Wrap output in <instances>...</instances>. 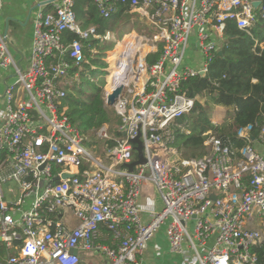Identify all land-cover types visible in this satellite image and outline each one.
<instances>
[{
  "label": "built area",
  "instance_id": "obj_1",
  "mask_svg": "<svg viewBox=\"0 0 264 264\" xmlns=\"http://www.w3.org/2000/svg\"><path fill=\"white\" fill-rule=\"evenodd\" d=\"M75 2L36 11L26 69L0 32V70L16 75L0 125V264H143L163 226L170 251L194 264H261L253 248L264 243V124L254 140L253 125L238 130L241 148L208 133L210 153L188 158L170 125L193 110L183 83L208 74L228 23L251 34L264 22V0H93L105 17L129 7L150 32L125 31L103 58L105 103L123 90L113 106L122 136L104 160L59 113L70 70L89 62L84 41L113 36L84 28ZM66 31L78 37L68 42ZM98 136L108 138V126ZM138 136L147 162L130 171ZM148 187L159 207L141 205Z\"/></svg>",
  "mask_w": 264,
  "mask_h": 264
},
{
  "label": "trees",
  "instance_id": "obj_2",
  "mask_svg": "<svg viewBox=\"0 0 264 264\" xmlns=\"http://www.w3.org/2000/svg\"><path fill=\"white\" fill-rule=\"evenodd\" d=\"M128 9L121 6L119 11L105 17L100 14L93 0L75 2L77 19L84 28L94 25L98 34L104 36L111 32L113 36L109 40L84 41L89 62L74 65L70 70L68 83L64 86L66 95L62 98L59 113L67 116L87 136L86 146L89 149L95 150L94 147L103 142L105 153L116 145V138L122 136L118 130L120 117L104 100L105 52L115 46L128 24L133 29L142 27L150 33L145 22L137 14L127 12ZM226 36L223 54L215 55L208 74L205 77H189L182 86L184 93L196 99L195 105L190 113L171 123L170 131L174 136V147L188 157H202L210 153V148L205 145L208 133L235 148H241L246 141L238 137V130L251 124L254 127L253 134L258 136L264 124V22L250 34L230 21ZM64 37L69 42L78 36L66 31ZM92 49L97 52H92ZM160 54L149 55L148 62H156ZM212 105L227 109V116L220 125L213 123ZM103 126H108V138L98 136ZM253 250L258 254L260 263L264 264V243Z\"/></svg>",
  "mask_w": 264,
  "mask_h": 264
},
{
  "label": "crops",
  "instance_id": "obj_3",
  "mask_svg": "<svg viewBox=\"0 0 264 264\" xmlns=\"http://www.w3.org/2000/svg\"><path fill=\"white\" fill-rule=\"evenodd\" d=\"M52 1L55 0H4L0 9V32L6 34L12 55L24 69L29 65L36 11L39 8L49 10ZM189 55L194 59L200 57L199 53L193 49L189 51ZM15 81L16 75L12 67L0 70V125L6 116L7 85ZM150 200H154L158 207L161 205L152 187H148V191L141 199V205L151 203ZM156 233L149 241L143 264H187L174 261V259H180L182 255L170 251L165 230ZM172 254L177 257H172Z\"/></svg>",
  "mask_w": 264,
  "mask_h": 264
},
{
  "label": "rangeland",
  "instance_id": "obj_4",
  "mask_svg": "<svg viewBox=\"0 0 264 264\" xmlns=\"http://www.w3.org/2000/svg\"><path fill=\"white\" fill-rule=\"evenodd\" d=\"M126 28L127 29H125V31L130 30V29H133L132 28V25H130V24H128ZM134 29L137 32L149 34L148 31L145 28L135 27ZM116 38H118V37H116ZM109 50H107L105 52L106 55H107V53H108ZM109 108L112 109L113 107H109ZM211 116H212L213 123L216 124V125H220V124L223 123L225 117L227 116V109L224 108V107L217 106V105H212L211 106ZM212 135H214V134H212ZM207 140H208V138H207ZM207 147L210 148L209 145H207ZM94 149H95V152H96L97 156H99L100 158H102L104 160V158H105V152H104L105 145L103 144V142L101 143V145L100 144L99 145H96L94 147ZM179 154L182 157L188 158V156L183 155V153H181V152H179ZM67 221L71 225H74V221H73L72 217L70 216V213H69V215L67 217ZM163 229L165 230V226H163L161 229H159L158 230V233L162 232ZM172 257H175L176 258L177 256L172 254ZM192 260H193V258L189 257L188 255H186V256L183 255L180 259H174L175 262H180V263L186 262L187 264L192 263Z\"/></svg>",
  "mask_w": 264,
  "mask_h": 264
},
{
  "label": "water",
  "instance_id": "obj_5",
  "mask_svg": "<svg viewBox=\"0 0 264 264\" xmlns=\"http://www.w3.org/2000/svg\"><path fill=\"white\" fill-rule=\"evenodd\" d=\"M258 5V4H256ZM6 35V34H5ZM7 37V36H6ZM8 39V38H7ZM219 55H222L223 54V51L220 50L218 52ZM200 76L202 77H205L206 76V72L202 71L200 72ZM122 87L118 88L114 93L110 94L107 98V106L108 107H113L116 100L118 99V97L122 94ZM251 138L254 140L255 139V135L254 134H251ZM135 145H134V150L135 152L137 153V159L134 160L133 162L129 163L128 164V168L130 171H133L134 168L137 166V165H140V164H144L147 162V159L146 157L144 156V148H143V141L140 139V136L134 138L131 140ZM72 175H68V174H65L63 177L64 178H68V177H71Z\"/></svg>",
  "mask_w": 264,
  "mask_h": 264
}]
</instances>
